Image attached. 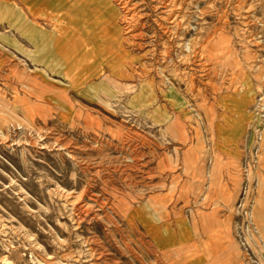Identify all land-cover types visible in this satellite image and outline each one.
<instances>
[{
  "label": "rangeland",
  "instance_id": "374dc122",
  "mask_svg": "<svg viewBox=\"0 0 264 264\" xmlns=\"http://www.w3.org/2000/svg\"><path fill=\"white\" fill-rule=\"evenodd\" d=\"M18 1L0 0V264H164L144 204L161 192L194 237L212 219L264 264V0ZM55 26L81 39L46 66Z\"/></svg>",
  "mask_w": 264,
  "mask_h": 264
},
{
  "label": "crops",
  "instance_id": "0c3cea01",
  "mask_svg": "<svg viewBox=\"0 0 264 264\" xmlns=\"http://www.w3.org/2000/svg\"><path fill=\"white\" fill-rule=\"evenodd\" d=\"M90 57H92L91 61L94 62L95 57ZM129 89L136 90L132 87ZM137 90H139L136 94L137 98L141 100L144 92L141 91V88ZM103 92L105 93L104 90ZM43 95L44 97L53 96L60 99L63 102L61 103L63 107L72 110L73 105L70 104L67 97L55 93L51 86L44 91ZM36 107L28 105L29 109H35ZM174 119L178 127L177 117L174 116ZM171 201V196L163 192L148 196L144 201V204L152 208V212L156 215V222H153L151 227L154 233L151 234L148 244L152 248L155 247L158 255H161L159 258L164 261V264H245L237 260L234 254L229 251L228 245L222 244L223 240L219 236V230L215 224L210 223L212 219L209 220V216V223H204L199 228L204 238H196L193 234H199L197 232L198 228L191 232L190 227L185 224L182 208H173L170 205ZM116 202L118 213L134 215L135 220L147 213L144 204H139L141 201L129 205L117 195ZM197 214H200V212Z\"/></svg>",
  "mask_w": 264,
  "mask_h": 264
},
{
  "label": "bare ground",
  "instance_id": "6f19581e",
  "mask_svg": "<svg viewBox=\"0 0 264 264\" xmlns=\"http://www.w3.org/2000/svg\"><path fill=\"white\" fill-rule=\"evenodd\" d=\"M3 1V0H2ZM65 1H68L69 0H19L18 1V4H21L23 6H28V9L31 10L33 12V14L35 12L37 13H41V9H43L46 5L50 4L49 6H47L48 8L49 7H56L58 5H61V4H64ZM116 2V4L118 5H122L123 7H125L129 2L128 0H114ZM108 2H110L108 0ZM182 2V0H181ZM184 2V0H183ZM14 3V2H13ZM61 3V4H59ZM70 3V2H69ZM180 3V2H179ZM178 3V4H179ZM46 4V5H45ZM52 4V6H51ZM5 5V3H4ZM121 6V7H122ZM41 7V8H40ZM169 8V7H168ZM167 8V9H168ZM27 9V8H26ZM166 9V10H167ZM50 11V10H49ZM27 12V11H26ZM246 12V11H244ZM243 12V13H244ZM174 13V12H173ZM176 13H179L177 12L176 10ZM248 13V12H247ZM250 13V12H249ZM245 14V13H244ZM174 15V14H173ZM177 15V14H176ZM243 15V14H241ZM245 16V15H244ZM247 16V15H246ZM176 17V16H175ZM178 17V16H177ZM182 17V16H181ZM53 18V17H52ZM183 18V17H182ZM181 18V19H182ZM174 19V18H173ZM201 19V18H200ZM185 25V24H184ZM244 27V26H243ZM59 28L60 26H55L54 29H53V32H52V35H50L48 38H49V41H47L48 43L50 42V47L48 48H44L45 45H47V43H42V41L40 42V40L36 41L35 39L32 38V40H35L36 42V46H37V49H39V51L41 52V56L39 58V62L43 63L44 65L46 66H50V65H53V64H56V63H59L61 61L62 58H64L65 55H67V51H69V46H67L66 43H68V38L69 36L72 38V42H71V46H73V44H75L76 42L78 43L77 41V38H80L79 36H77L76 34L75 35H71V34H68V32L64 33L63 31H60L59 32ZM38 29V28H36ZM185 29V27H184ZM40 31V30H39ZM41 32V31H40ZM247 32V30H246ZM83 38V37H82ZM81 39V38H80ZM178 39V38H177ZM46 42V41H45ZM187 45V44H186ZM198 45V44H197ZM187 47V46H186ZM186 53V52H184ZM183 55V54H182ZM71 61L76 67H83V64L84 66L87 64V61H89L88 59V52L87 51H80V50H75L71 53ZM180 57V56H179ZM182 57V56H181ZM68 63L69 65L71 63ZM91 62V59L89 61V63ZM182 62V61H181ZM185 62V61H184ZM88 63V64H89ZM183 63V62H182ZM78 64V65H77ZM186 64V63H185ZM65 72V71H64ZM69 74V73H68ZM175 74V72H174ZM177 74V73H176ZM180 76V75H178ZM29 92V91H28ZM71 210V209H70ZM73 212V211H72ZM71 212V213H72ZM71 220H73L71 218ZM76 220V219H75ZM79 219H77L78 221ZM74 222V221H73ZM75 223V222H74ZM78 223V222H77Z\"/></svg>",
  "mask_w": 264,
  "mask_h": 264
}]
</instances>
